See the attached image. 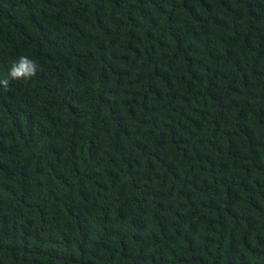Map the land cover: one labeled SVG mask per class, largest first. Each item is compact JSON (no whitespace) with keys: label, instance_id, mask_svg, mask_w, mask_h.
<instances>
[{"label":"trees","instance_id":"obj_1","mask_svg":"<svg viewBox=\"0 0 264 264\" xmlns=\"http://www.w3.org/2000/svg\"><path fill=\"white\" fill-rule=\"evenodd\" d=\"M4 80L0 264H264V0H0Z\"/></svg>","mask_w":264,"mask_h":264},{"label":"clouds","instance_id":"obj_2","mask_svg":"<svg viewBox=\"0 0 264 264\" xmlns=\"http://www.w3.org/2000/svg\"><path fill=\"white\" fill-rule=\"evenodd\" d=\"M37 69V65L34 61L29 60L27 57H21L19 60L18 65H14L11 69L10 75L13 78H20V77H31L35 75ZM3 84L5 88L8 87V81L4 80L0 82Z\"/></svg>","mask_w":264,"mask_h":264}]
</instances>
